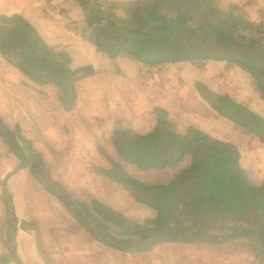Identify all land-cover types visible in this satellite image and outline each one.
Listing matches in <instances>:
<instances>
[{
	"label": "crops",
	"instance_id": "obj_1",
	"mask_svg": "<svg viewBox=\"0 0 264 264\" xmlns=\"http://www.w3.org/2000/svg\"><path fill=\"white\" fill-rule=\"evenodd\" d=\"M219 1L224 7L234 3L252 21L263 22L259 17H264V0ZM24 27L74 76L68 80L48 70L34 72L24 61L29 58L30 64L32 51L15 42L4 49L0 40V121L17 136L22 152L18 155L0 135V264L264 262L255 237L225 239L230 233L219 228L205 232L208 240L117 250L97 239L80 211L72 210L78 206L91 212L98 201L137 223L154 220L157 212L136 201L104 170L115 160L142 182H172L190 165L189 156L163 169H141L122 158L114 145L122 136L147 135L162 125L179 135L193 128L231 145L247 182L264 187V137L222 117L199 88L229 95L264 119V100L252 84L255 78L227 61L143 64L129 57L111 59L92 41L100 28H89L72 0H0V38ZM202 217L186 215L181 224L202 225ZM218 220L225 218L212 222Z\"/></svg>",
	"mask_w": 264,
	"mask_h": 264
},
{
	"label": "trees",
	"instance_id": "obj_2",
	"mask_svg": "<svg viewBox=\"0 0 264 264\" xmlns=\"http://www.w3.org/2000/svg\"><path fill=\"white\" fill-rule=\"evenodd\" d=\"M72 1L88 27H98L105 34V42L97 38L92 41L111 59L129 57L143 64L227 61L255 78L264 100V43L259 37V33L264 34L263 26L250 22L242 7L234 3L224 7L219 0H131L122 6L126 12L122 19L110 0ZM18 30L8 36L17 37L16 44L32 51V56H27L30 64L29 58L26 61L21 57L27 66L34 72L48 70L57 77L73 79L74 73L56 60L51 49L37 45L39 38L33 30ZM9 37L0 38L4 49L14 45ZM202 95L222 117L264 137V119L248 105L229 95L210 94L218 102ZM0 135L18 155L22 154L17 136L1 121ZM114 145L122 158L141 169H163L182 162L185 156L191 162L172 182L158 184L142 182L118 161L110 160L111 169L104 170V174L122 185L136 201L154 209L157 218L148 227L94 201L93 211L82 219L97 239L117 250L146 251L162 242L208 239L210 234L205 232L219 228L230 233L225 239L239 235L258 237L256 246L264 251V187L254 188L247 182L234 147L193 128L179 135L164 125L147 135L122 136ZM195 213L203 214L206 220L201 219L202 225L185 227L186 233L171 221ZM215 217L225 220L212 222ZM106 223L123 228V235L129 240L113 238ZM198 229L201 234L192 232Z\"/></svg>",
	"mask_w": 264,
	"mask_h": 264
},
{
	"label": "rangeland",
	"instance_id": "obj_3",
	"mask_svg": "<svg viewBox=\"0 0 264 264\" xmlns=\"http://www.w3.org/2000/svg\"><path fill=\"white\" fill-rule=\"evenodd\" d=\"M129 1H131V0H112L111 1V4L112 5H114L116 8H115V12H116V14H118L117 16L118 17H120V18H122V19H125L126 18V12L125 11H123V10H121V8H122V6H124V4H127ZM247 17H248V19L250 20V22H252V23H255V24H257V25H262L263 26V31H264V17L263 16H260L259 17V19H261V20H263V22H261V23H259V22H254V21H252V19L250 18V16L249 15H247ZM242 24V23H241ZM244 25V24H243ZM242 25V26H243ZM245 27V26H244ZM93 29H95V28H92V30ZM258 35V33H255V35L254 36H257ZM94 38H97L98 39V41H102V42H105L106 41V37H105V34L102 32V30L101 29H97L96 30V32L94 33ZM259 37L261 38V39H263V43H264V34L263 33H259ZM10 38V40H11V42L12 41H14V42H16L18 39H17V37L15 38V36H14V38H13V36H11V37H9ZM64 67V66H63ZM62 67V68H63ZM253 85H254V87H255V89L259 92L260 90H259V88H258V86H257V84H256V81H253V83H252ZM225 86H226V88L228 87V83H225ZM200 89H202V91H203V93H204V91H206L207 92V94L209 95V97H213V96H216V95H214L213 93H211L209 90H208V88L206 87V86H204V85H202V86H200L199 87ZM229 91V90H228ZM230 92V91H229ZM261 92V91H260ZM259 92V93H260ZM210 94H212L213 96H210ZM216 97H219V96H216ZM214 98V100L215 101H217L218 102V99L217 98H215V97H213ZM118 160H120V159H118ZM131 168V172L132 173H136V171H135V168L132 166V167H130ZM135 178H136V174H134L133 175ZM70 196H71V198L74 196L75 197V194H69ZM259 198H260V196H259ZM73 199V198H72ZM82 200H84V201H86V202H89V200L90 199H88V198H82ZM88 206H90V205H88ZM76 208H78L79 210H77ZM89 208V207H88ZM76 210V211H80V212H78V213H80L82 216L84 215V216H86L89 212H90V210L89 209H80L78 206H74V207H72V210ZM85 210L86 211H88V212H85ZM92 211H93V209H92ZM153 215L155 216V219L157 218V215H156V213H153ZM201 219H204L203 217L201 218ZM151 220H149V221H144L143 222V225H145V226H148V227H152V225L149 223ZM171 221H173L174 223H178V226H174V227H178V228H180V230H182V231H184L185 233L187 232L186 231V229H185V227H188L189 228V226H187V224L186 223H183V224H181V220H177V222H176V220H174V219H172ZM201 223V222H200ZM89 224H90V222H89ZM174 225V224H173ZM199 225H201V224H199ZM104 226H108L109 228V233L108 234H110L113 238H117V239H119V240H129V238L128 237H126V236H124L123 234V232L125 231L123 228L122 229H120V228H118V229H116L112 224H109V223H106V224H104ZM200 227V226H199ZM194 229H196V228H194ZM201 230V229H200ZM200 230L198 229L197 231H192L193 233H200ZM188 232H191V231H188ZM216 233L219 235V234H223V233H221L220 231H216ZM201 234V233H200ZM208 239H210V238H208ZM208 239H205V240H208ZM255 240L256 241H259V238L258 237H255ZM213 242H215V240H212ZM207 242H211V241H207ZM163 243H168V242H162V243H159V245L160 244H163ZM163 254H165V253H163ZM256 264H264V262L263 261H261V262H259V263H256Z\"/></svg>",
	"mask_w": 264,
	"mask_h": 264
},
{
	"label": "water",
	"instance_id": "obj_4",
	"mask_svg": "<svg viewBox=\"0 0 264 264\" xmlns=\"http://www.w3.org/2000/svg\"><path fill=\"white\" fill-rule=\"evenodd\" d=\"M63 200L66 201V202H68V200L66 199V197H63Z\"/></svg>",
	"mask_w": 264,
	"mask_h": 264
}]
</instances>
